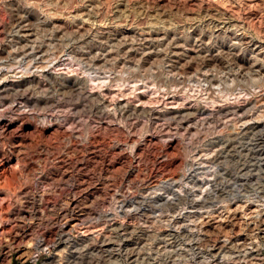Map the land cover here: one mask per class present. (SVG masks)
Instances as JSON below:
<instances>
[{"label": "rangeland", "instance_id": "1", "mask_svg": "<svg viewBox=\"0 0 264 264\" xmlns=\"http://www.w3.org/2000/svg\"><path fill=\"white\" fill-rule=\"evenodd\" d=\"M0 23V264L39 238L36 264H264V0H0Z\"/></svg>", "mask_w": 264, "mask_h": 264}, {"label": "bare ground", "instance_id": "2", "mask_svg": "<svg viewBox=\"0 0 264 264\" xmlns=\"http://www.w3.org/2000/svg\"><path fill=\"white\" fill-rule=\"evenodd\" d=\"M27 16V15H26ZM25 17V16H24ZM84 24V23H83ZM82 24V26H80L79 24V28L78 31L79 32H89V30ZM1 25V23H0ZM220 27V26H219ZM218 28V27H217ZM154 29V28H153ZM157 29V28H156ZM191 29V28H190ZM35 30V29H33ZM167 30V29H166ZM221 30V29H220ZM159 31V30H158ZM161 31V30H160ZM169 31V29H168ZM171 31V30H170ZM216 31V30H215ZM219 31V30H217ZM216 31V32H217ZM32 29L30 28V26L25 22V21H21L20 26H19V30L17 32L16 39L20 42H23L25 44L24 50L22 52V55L25 58H30L33 59L34 61H41L43 59H45V57L47 56V51H45V49L40 46V47H33L31 46V44L33 43V39H34V35H33ZM231 32V31H229ZM134 33V32H133ZM92 35V34H91ZM114 35V34H113ZM116 35V34H115ZM120 35V34H119ZM104 36V35H103ZM117 36V35H116ZM232 38L235 40H238V36L234 33L231 34ZM58 37V36H57ZM86 37V36H85ZM138 38L140 39V41H142L143 43L149 44L150 42H152L153 40L160 42V43H164L165 41L168 40V34L167 33H160V32H155V29L152 30L150 28H144V30H142L141 32L138 33ZM178 38V37H177ZM15 39V38H14ZM88 39V38H87ZM112 41V40H111ZM203 41V40H202ZM200 42V41H198ZM15 43V42H13ZM17 43V42H16ZM94 44V43H93ZM127 44V43H126ZM151 44V43H150ZM252 44V43H251ZM17 45V44H16ZM141 45V44H140ZM128 46V45H127ZM131 46V45H130ZM138 46V45H137ZM153 46V45H151ZM159 46V45H158ZM141 47V46H140ZM95 48V47H94ZM129 48V47H128ZM165 48V47H164ZM146 49V48H145ZM157 49V48H156ZM2 50V49H1ZM89 50V49H88ZM148 50V49H147ZM170 51V49H169ZM172 51H173V56L176 59L177 63H182L185 61V58H187V53L184 51L182 52V50H180L179 45H177L176 42L172 43ZM4 52V51H3ZM6 52V51H5ZM92 52V51H91ZM127 52V51H126ZM139 52V51H138ZM130 53V52H129ZM6 54V53H5ZM9 54V53H8ZM90 54V53H89ZM145 54V53H144ZM141 55V54H140ZM150 55V54H149ZM148 55V56H149ZM196 55V54H195ZM202 55V54H201ZM147 56V55H146ZM1 57V56H0ZM145 57V56H144ZM195 57V56H194ZM32 60V61H33ZM110 60V59H109ZM90 73V72H89ZM3 89V88H2ZM5 89V88H4ZM175 107V106H174ZM131 175V174H130ZM130 177V176H129ZM47 242V241H46ZM49 247L48 245L44 242L43 238H39L36 242V253L34 254V257L38 256L40 253H42L43 251H48ZM99 252V251H98ZM48 264V263H46ZM262 264V263H261Z\"/></svg>", "mask_w": 264, "mask_h": 264}, {"label": "built area", "instance_id": "3", "mask_svg": "<svg viewBox=\"0 0 264 264\" xmlns=\"http://www.w3.org/2000/svg\"><path fill=\"white\" fill-rule=\"evenodd\" d=\"M33 258H34L33 263L36 264V262H37V260H38V256L33 257ZM45 263H46V262H45ZM43 264H44V263H43Z\"/></svg>", "mask_w": 264, "mask_h": 264}]
</instances>
